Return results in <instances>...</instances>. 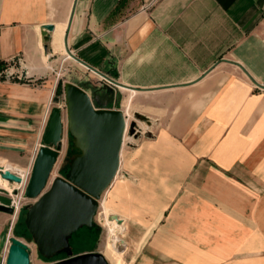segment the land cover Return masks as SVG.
Listing matches in <instances>:
<instances>
[{
    "label": "crops",
    "instance_id": "crops-1",
    "mask_svg": "<svg viewBox=\"0 0 264 264\" xmlns=\"http://www.w3.org/2000/svg\"><path fill=\"white\" fill-rule=\"evenodd\" d=\"M0 61L23 64L22 78L0 76V165L23 181L55 107L59 62L96 107L122 110L127 89L165 129L161 143L188 145L206 201L181 229L161 230L159 248L145 243L136 259L131 243L121 258L102 251L109 264H264V0H0ZM102 79L120 86L90 81ZM10 220L0 211V264ZM90 227L70 241L73 255L98 253Z\"/></svg>",
    "mask_w": 264,
    "mask_h": 264
},
{
    "label": "rangeland",
    "instance_id": "rangeland-1",
    "mask_svg": "<svg viewBox=\"0 0 264 264\" xmlns=\"http://www.w3.org/2000/svg\"><path fill=\"white\" fill-rule=\"evenodd\" d=\"M22 65L21 61H15L8 63L1 71L10 69L14 75H22ZM67 67H69L68 63H57L56 67L54 66L57 74L54 72L55 76L51 78L52 85L56 83L57 87L61 86L60 94H57L56 88L54 103L62 110L65 129L61 154L51 174L49 185L54 178L65 177L68 174L74 155L80 152L75 147L74 136L69 130L64 84L69 80L74 67L70 71L65 69ZM90 81L98 85L113 82L103 79ZM119 106L128 112L121 165L114 180L103 193L93 225L89 229H93L99 235L96 252L103 255L102 251H105L109 257L114 255L121 258V251H126L128 248L126 245L131 243L139 246L135 254L136 259L143 253L144 248L151 247V242L157 243L152 247L159 248V233L167 225H171V230L175 231L178 227L181 229L183 224L190 223L191 220L185 217H190L193 203L206 201V194L200 191L203 190V177L192 174L193 161L188 145L161 143L159 135L165 129L160 128L156 121L145 115L142 96L123 89L119 96ZM169 131L174 134L175 129ZM66 167L67 172L64 173L63 169ZM30 176L31 173L25 174L26 181L22 183L25 191ZM26 201L27 203H21V209L16 217H13V213L10 214L8 229L11 232V240L13 237H19L32 248L31 264H36L42 254L25 222L26 207L31 204L29 201L34 200ZM112 213L119 214V219H110ZM120 219L122 222L119 221ZM112 220L117 223H113ZM87 227L84 226L76 231L70 239L71 243L76 242L78 238L80 240L82 233L88 231ZM106 241L109 242L108 248L103 247ZM94 243L96 237L91 236L82 243L79 242L74 251L78 253L92 247ZM145 243L146 246L143 248ZM65 255L57 254L45 259L51 262L49 264H54Z\"/></svg>",
    "mask_w": 264,
    "mask_h": 264
},
{
    "label": "water",
    "instance_id": "water-1",
    "mask_svg": "<svg viewBox=\"0 0 264 264\" xmlns=\"http://www.w3.org/2000/svg\"><path fill=\"white\" fill-rule=\"evenodd\" d=\"M54 29L53 24L44 26L45 40ZM64 87L69 130L80 152L74 155L68 174L54 178L49 185L61 154L65 129L62 110L55 106L26 187V197L35 202L27 205L25 222L43 256L67 252L68 258L54 264H109L100 253L73 255L70 238L79 228L93 225L102 193L119 170L126 118L121 109L96 107L94 98L75 83L67 81ZM100 89L107 90L108 85L103 84ZM0 170L3 179L22 183L16 173L4 171L2 165ZM11 203L7 190L0 188V211L12 214ZM110 219L119 216L113 214ZM11 241L6 264H31L32 248L19 237Z\"/></svg>",
    "mask_w": 264,
    "mask_h": 264
},
{
    "label": "built area",
    "instance_id": "built-area-1",
    "mask_svg": "<svg viewBox=\"0 0 264 264\" xmlns=\"http://www.w3.org/2000/svg\"><path fill=\"white\" fill-rule=\"evenodd\" d=\"M0 76L8 78V79H13L16 77L22 78V75H14V72L10 69H4L3 71L0 72ZM108 81V80H107ZM125 118H126V112L122 109ZM7 195L12 199L11 206L13 207V217H16L17 214L19 213L21 209V203H27V198L25 195V188L23 187H13L12 190H7ZM12 241L9 238L8 240V247H7V253L9 252V248L11 245Z\"/></svg>",
    "mask_w": 264,
    "mask_h": 264
},
{
    "label": "bare ground",
    "instance_id": "bare-ground-1",
    "mask_svg": "<svg viewBox=\"0 0 264 264\" xmlns=\"http://www.w3.org/2000/svg\"><path fill=\"white\" fill-rule=\"evenodd\" d=\"M126 112H127V111H126ZM127 114H128V113H126V124H127V120H128V118H127ZM123 142H124V139H123ZM122 147H123V146H122ZM13 172L20 176V173H18V172H16V171H13ZM0 177L3 179V177L1 176V170H0ZM3 180L7 181L8 183H7V182L3 183V182L0 181V188H4V189H6V190H12L13 187H16V186H15V184H16L15 182H9V181L6 180V179H3Z\"/></svg>",
    "mask_w": 264,
    "mask_h": 264
},
{
    "label": "trees",
    "instance_id": "trees-1",
    "mask_svg": "<svg viewBox=\"0 0 264 264\" xmlns=\"http://www.w3.org/2000/svg\"><path fill=\"white\" fill-rule=\"evenodd\" d=\"M5 66H6V63H5L4 61H0V69L5 68ZM60 93H61V86H58V87H57V94H60ZM63 171H64V173H66V172H67V167L64 168ZM24 217H25V216H24ZM57 254H63V255H65V254H66V251H65V250L60 251V252L56 253L55 255H57ZM55 255H53V256H55ZM53 256H52V257H53ZM65 256H66V255H65ZM65 256H64V257H65ZM42 257H44V258H52V257H46V256H43V255H42Z\"/></svg>",
    "mask_w": 264,
    "mask_h": 264
}]
</instances>
